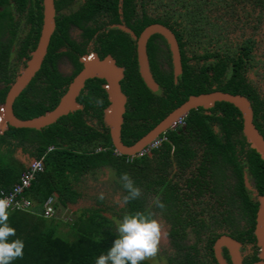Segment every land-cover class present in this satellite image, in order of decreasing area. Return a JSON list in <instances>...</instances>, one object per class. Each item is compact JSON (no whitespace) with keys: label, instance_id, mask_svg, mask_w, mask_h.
Listing matches in <instances>:
<instances>
[{"label":"trees","instance_id":"trees-1","mask_svg":"<svg viewBox=\"0 0 264 264\" xmlns=\"http://www.w3.org/2000/svg\"><path fill=\"white\" fill-rule=\"evenodd\" d=\"M26 1L0 0V36L4 29L13 34L15 20L12 13L21 10ZM116 3L117 0H85L80 10L70 17L54 19V31L42 63L33 79L12 104V112L16 118L29 119L51 110L71 80L72 76L61 77L54 67V50L59 39L65 37L66 22L70 21L78 26L81 19L91 20L94 13L105 9L109 10L110 16L116 17ZM140 4L141 7L144 6L143 0ZM30 5L27 22L32 28L35 27L36 35L31 43L23 42L19 49L21 55H25L27 46L29 50L34 48L41 23L40 0H31ZM134 6L133 0H122L125 23ZM246 6L251 9L256 7L264 12V0H165L157 10L159 14L156 19L142 14L141 19H135L134 22L142 26L160 23L174 33L173 27L182 24L185 32L191 34L196 24L198 27L209 25L218 29L224 22L222 16L226 17L228 12L236 9L244 10ZM116 21V18L110 20ZM109 35V39H102V47L107 52H111V48L117 45L120 46L122 54L134 57V46L127 36L118 30L109 31ZM152 38L147 41L146 54L149 57L147 60L151 76L158 86L156 92H151L144 86L137 72L135 58H115L116 65L124 68L119 82L120 90L126 98L120 140L127 147L145 135L190 95L220 91L246 96L247 92V86L237 77L231 76L225 82L220 80L224 68L222 63L211 66L213 75L209 77L207 69L195 71L186 62V58H181V73L174 84L168 52V71L159 70L155 58H152ZM13 42V39L10 40L5 47L0 43V83L3 84L0 88V105L14 78V73L7 72L4 68L6 54L8 55ZM249 49H244V56H250ZM201 51L200 57L210 56L208 48L203 47ZM180 53L182 55L183 51ZM218 54L216 53L217 58ZM76 65L73 75L80 68L79 64ZM101 83L98 79L85 81L76 98L83 105L81 111L62 116L40 130L7 127L0 134V191L8 192L18 182L20 173L24 170V164L15 155L17 148H21L29 157H41L43 162L42 172L35 176L26 191L37 205L28 212L10 210L9 223L16 229V237L11 239L20 238L25 244L23 258L13 261L12 264H95L96 258L106 253L117 238L113 220L122 219L125 214L137 211L147 213L144 200L148 193L155 194L159 199L163 195L165 201L176 199L173 186L185 175L196 151L200 152L197 166L191 172L192 177L186 178L185 182L204 185L208 182H221L227 167L239 174L241 166L234 154L236 146L239 145L240 151L247 147L243 154L245 165L252 172H258L261 183H264V164L255 151L248 148L242 137L240 114L232 105L224 102L215 103L207 110H190L184 116L182 126L160 134L164 140L158 148L151 151L150 156L131 159L116 155L107 129L102 124L100 131L91 128L82 118L90 110L91 116L100 122V109L107 104L105 93L100 88ZM48 147L53 149L47 152ZM101 168L111 170L116 179L115 190H119L120 198L126 194L119 182V177L125 173L141 189V196L126 205L122 204L118 211L105 207L97 198V207L74 210V219L67 225V232L60 234V222L54 218L42 217V202L52 196L55 199L54 209L73 205L80 197L76 187H79L81 178ZM208 170H211L210 174ZM108 212L112 217H107Z\"/></svg>","mask_w":264,"mask_h":264},{"label":"flooded vegetation","instance_id":"flooded-vegetation-1","mask_svg":"<svg viewBox=\"0 0 264 264\" xmlns=\"http://www.w3.org/2000/svg\"><path fill=\"white\" fill-rule=\"evenodd\" d=\"M30 1L27 0L21 10L12 13L15 20L13 34L4 29L3 34L0 36V43H3L4 47L10 40H14L8 55L6 54L7 59L4 65L7 72L14 73V78L24 66L29 53L34 49L29 50L27 46L24 50L25 55H21L19 51L23 42L27 41L31 43L33 36L36 35L35 27L32 28L31 24L27 22V15L31 7ZM84 2L85 0H53L54 19L70 17L80 10ZM143 2L144 6L141 7V0H133L135 6L127 23H125L122 16V0H117L115 8L116 17L110 16L109 10L105 9L94 13L91 20L81 19L78 26L67 21L65 37L63 36L59 39L58 46L54 50V58H56L54 60V67L57 73L63 78L72 76L70 78L72 79L82 69V61H85V59L97 58L101 60L103 58H112L116 65L115 58H136L135 41L129 34L122 31L119 26L124 27L138 37L141 31L150 24L142 26L140 23H135L134 20L141 19L142 14L148 18L156 19V15L159 14L158 9H151V0H143ZM248 7H244V10L236 9L234 12H228L226 17L222 16V21L227 23L222 22L221 27L218 29L209 25L198 27L196 24L191 34L185 32L182 24L173 27L176 34L170 28L160 23L151 24L162 25L172 33L179 51L180 65L181 58H186V62L195 71L205 68L207 69V75L212 77L213 70L211 66L214 67L216 63H222L224 68L220 80H224L223 82H225L231 76L242 80L243 84L247 86V89H245L247 91L246 96H242L249 102L252 124L264 139V85L259 82L261 81L259 77L264 76L263 34L253 35L250 31L252 26L255 28V26L261 25L260 28H262L264 12L256 7L254 9ZM237 11H240V13ZM110 12L112 13V11ZM114 18L117 21L110 22ZM111 30H118L130 39L134 46V57L122 54L120 46L117 45L111 48V52H107L102 47V39H109V31ZM150 37H153L152 43L154 45L152 58H155L159 70L168 71L166 53L168 52L169 54V60L170 53L165 40L158 34H153ZM190 38L191 40H189ZM203 47L209 49L208 53H210V56L207 58L200 57ZM248 47L250 48L248 51L250 56H244V49ZM181 51H183L182 55ZM216 53H219V58L216 57ZM146 58H149L147 54ZM75 63L79 64L80 68L73 75L77 69ZM117 67L122 69L123 75L124 68L122 66ZM170 70L172 72L171 67ZM98 80L102 81L100 88L104 91V80ZM69 82L66 84V87ZM2 87L3 84L0 83V88ZM211 88L214 89V86ZM76 98L75 102L80 108L75 111H81L83 105L79 104ZM91 103L94 104L93 101ZM107 104L100 109V122L91 116L90 110H88L87 114L82 115L86 125L100 131L101 124L104 126L102 117ZM246 148L244 147L243 151H240V146L237 145L236 152L234 153L239 159V165L241 166L239 174L234 172L231 167H227L221 182H208L205 185L184 181L187 180L186 178L190 179L192 177L191 172L195 171L200 155V152L196 151L194 158L190 161V166L185 170V178H179L180 182L174 186L172 185L175 188L176 199L165 201V197L160 195V201L165 205L163 210L157 209L154 206L153 200L156 198L155 194L148 193L146 195L144 200L145 209L147 212H152L160 220L164 225L166 235L161 240L160 252L155 261H145L143 264H156L157 259L159 260V264H264V250L256 236V219L260 208V201L258 199L264 194V183H261L258 172H252L245 165L243 154ZM52 149L53 147H51ZM23 154L25 158L21 163L25 166L33 158L29 157L26 153ZM136 154L125 157H130L131 159L141 157L136 156ZM145 156H150V154ZM208 173L210 174L211 170H208ZM89 175L87 174L82 178ZM176 179L175 177L174 180ZM76 188L79 191L78 187ZM81 197L83 196L80 192V197L76 202ZM96 200V198H92V203L89 206L77 207L75 206V202L73 205H67L65 208L72 207L70 212L73 214L74 210L97 207Z\"/></svg>","mask_w":264,"mask_h":264},{"label":"water","instance_id":"water-1","mask_svg":"<svg viewBox=\"0 0 264 264\" xmlns=\"http://www.w3.org/2000/svg\"><path fill=\"white\" fill-rule=\"evenodd\" d=\"M40 6L41 23L36 45L29 53V57L26 59L24 66L9 84L4 100L0 105V134L7 127L40 130L53 124L58 118L80 108L75 102V98L82 89L84 82L88 79L98 78L105 82L103 89L108 102L103 111V124L107 128L114 152L118 155L133 156L153 139L167 131L177 118L185 116L190 110L197 108L207 110L213 107L215 103L224 102L232 105L239 112L242 137L248 147L254 150L264 163V139L252 124V115L248 100L239 94L233 95L220 91L188 96L185 101L169 112L134 144L128 147L124 146L120 140V126L122 124L126 98L119 87V81L123 75L122 69L115 65L112 58H103L101 60L97 58L85 59V61H82V69L71 79L57 104L51 110L29 119L16 118L12 112V104L38 71L54 29L53 0H40ZM119 28L129 34L135 41L137 72L148 90L151 92L158 90V86L150 74L145 51L146 42L153 34L160 35L166 42L170 53L173 83H176V78L181 73L180 56L176 41L167 28L159 24H150L141 31L138 37L124 27L119 26ZM258 200L260 201V208L256 219V236L264 250V194Z\"/></svg>","mask_w":264,"mask_h":264},{"label":"clouds","instance_id":"clouds-1","mask_svg":"<svg viewBox=\"0 0 264 264\" xmlns=\"http://www.w3.org/2000/svg\"><path fill=\"white\" fill-rule=\"evenodd\" d=\"M119 182L126 194L118 203L126 205L141 196V189L127 173L119 177ZM98 199L104 200L105 194L100 192ZM153 204L161 210L165 208L159 197L153 200ZM10 208L9 200L0 199V264H12L24 255V241L20 238L11 239L16 237V229L9 223ZM115 223L117 238L106 253L96 258L95 264H143L157 258L161 240L166 233L164 225L152 212L128 213Z\"/></svg>","mask_w":264,"mask_h":264},{"label":"rangeland","instance_id":"rangeland-1","mask_svg":"<svg viewBox=\"0 0 264 264\" xmlns=\"http://www.w3.org/2000/svg\"><path fill=\"white\" fill-rule=\"evenodd\" d=\"M146 1V0H145ZM165 3V0H151L150 6L151 9L155 8L158 9L160 4ZM153 10V9H152ZM234 12V11H233ZM240 13V11H237ZM244 12V11H242ZM245 13V12H244ZM239 15V14H237ZM248 15V14H247ZM256 15V14H254ZM250 16V15H249ZM234 17V16H232ZM248 17V16H247ZM261 25L252 26L250 28L251 34L253 35H259L263 34L262 43L264 44V21L262 24V28H260ZM250 27V26H249ZM262 46V44H260ZM261 81V84L264 85V76L259 77ZM214 131H216V128L213 127ZM15 155L17 159L22 162L25 158V155L21 151V148H17L15 151ZM186 175H182L181 178H185ZM116 179L113 176L112 172L109 174V169L102 168L99 170H96L94 173L90 174L88 177H84L81 179L80 185L78 187L79 191L81 192L82 196L75 204L77 207H84L89 206L92 203V198L97 199L98 194L100 192H103L105 194V199L102 200L105 207L113 208L115 211H118L121 208V203H118L120 200V193L119 190H115V184ZM90 199V200H89ZM74 208V206H73ZM72 207L70 208H56L53 218L55 221L60 222L58 227V232L60 234H64L67 232L68 227L72 220L74 219V214H72L71 211ZM111 213L108 212L106 215H110ZM116 220H113V227H116ZM155 261V260H154ZM156 264H159V260L157 259Z\"/></svg>","mask_w":264,"mask_h":264},{"label":"built area","instance_id":"built-area-1","mask_svg":"<svg viewBox=\"0 0 264 264\" xmlns=\"http://www.w3.org/2000/svg\"><path fill=\"white\" fill-rule=\"evenodd\" d=\"M183 118L181 116L177 118L174 123L169 127L170 130L175 129L183 125ZM163 137H157L153 139L150 143L145 145L136 156H145L151 153L152 150L156 149ZM51 150V147L47 148V152ZM130 158V157H129ZM43 170L42 158H33L29 160L25 166L24 170L20 173L18 182L15 183L8 192L0 191V199H7L11 203L10 210L17 211H30L34 206L37 205V202L32 199L28 194L27 190L29 189L31 182L34 181L35 176L41 173ZM55 199L52 196L47 197L41 204L42 217L49 219L53 218L55 209H54Z\"/></svg>","mask_w":264,"mask_h":264}]
</instances>
